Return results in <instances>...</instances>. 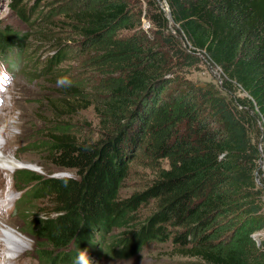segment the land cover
I'll return each mask as SVG.
<instances>
[{
  "label": "trees",
  "instance_id": "trees-1",
  "mask_svg": "<svg viewBox=\"0 0 264 264\" xmlns=\"http://www.w3.org/2000/svg\"><path fill=\"white\" fill-rule=\"evenodd\" d=\"M70 3L76 8L65 12L67 28L93 52L99 82L89 97L62 88L50 102L53 121L28 144L76 177L15 173L26 192L14 213L36 242L38 262L75 264L84 250L124 261L147 245L170 243L199 264H264V238L253 239L264 233V184L257 182L264 165V0ZM11 53L9 66L18 68L23 50L0 26V59L8 62ZM201 57L219 70L220 85L186 78ZM80 97L99 119L95 141L80 139L62 120ZM137 152L153 179L121 199ZM145 206L152 211L141 220Z\"/></svg>",
  "mask_w": 264,
  "mask_h": 264
},
{
  "label": "rangeland",
  "instance_id": "rangeland-1",
  "mask_svg": "<svg viewBox=\"0 0 264 264\" xmlns=\"http://www.w3.org/2000/svg\"><path fill=\"white\" fill-rule=\"evenodd\" d=\"M19 7H13V0H0V26L13 34L24 55L19 67L14 69L9 66V62L16 61L14 53L8 62L0 59V128L4 129L0 132V152L18 163L17 168L0 164V243L3 246H0V264H40L36 242L23 233V220L13 213V206L26 192L20 191L22 187L17 188L14 176L26 170L41 177H76L73 172L54 169L40 149L28 144L38 139L40 132L53 121L50 102L59 100L62 88L75 87L89 97L97 94L99 78L93 52L83 46L77 33L67 28L70 25L65 12L76 5L70 0H22ZM20 9L26 11L25 18L21 17ZM144 9L141 4V11ZM149 27L146 20H142V28L148 30ZM61 54L62 61L58 65L54 63L55 57ZM200 59L197 66L185 69L186 78L197 85L209 82L220 85L219 70L205 58ZM61 77H68L71 86H58L57 80ZM79 99L80 102L73 101L76 107L69 117L62 120L80 139L95 141L100 137L99 119L92 107L83 108L89 104V98ZM262 169L258 174L259 184H264ZM153 176V171L146 167L137 152L119 192L120 198L142 192L151 184ZM151 211V206L143 207L139 218L143 220ZM117 234L118 231H114L107 237ZM263 238L262 232L253 235L256 243ZM88 255L89 264H199L196 259L179 254L170 243L147 245L138 255L124 261L99 253Z\"/></svg>",
  "mask_w": 264,
  "mask_h": 264
},
{
  "label": "clouds",
  "instance_id": "clouds-1",
  "mask_svg": "<svg viewBox=\"0 0 264 264\" xmlns=\"http://www.w3.org/2000/svg\"><path fill=\"white\" fill-rule=\"evenodd\" d=\"M57 85L61 87L71 86V81L68 77H61L57 80ZM2 131H4V129L0 128V132ZM18 131L19 129H17V132ZM89 262H90V257L87 251L84 250V251H81L79 255L77 256L75 264H89Z\"/></svg>",
  "mask_w": 264,
  "mask_h": 264
},
{
  "label": "bare ground",
  "instance_id": "bare-ground-1",
  "mask_svg": "<svg viewBox=\"0 0 264 264\" xmlns=\"http://www.w3.org/2000/svg\"><path fill=\"white\" fill-rule=\"evenodd\" d=\"M3 150V149H2ZM7 164V165H9L10 167H12V168H17V166H18V163L15 161V160H13V159H10V158H8V157H5L4 156V153H2V151L0 152V164ZM18 168H22V167H18ZM1 210V209H0ZM13 213H14V211H13ZM0 246H2V244L0 243ZM3 247V246H2ZM14 263V262H13Z\"/></svg>",
  "mask_w": 264,
  "mask_h": 264
},
{
  "label": "built area",
  "instance_id": "built-area-1",
  "mask_svg": "<svg viewBox=\"0 0 264 264\" xmlns=\"http://www.w3.org/2000/svg\"><path fill=\"white\" fill-rule=\"evenodd\" d=\"M260 152H262L261 148H260ZM262 156L264 157V153H263ZM260 164H262L261 166H262V168L264 169V165H263V162H262V161H260Z\"/></svg>",
  "mask_w": 264,
  "mask_h": 264
},
{
  "label": "water",
  "instance_id": "water-1",
  "mask_svg": "<svg viewBox=\"0 0 264 264\" xmlns=\"http://www.w3.org/2000/svg\"><path fill=\"white\" fill-rule=\"evenodd\" d=\"M258 182V181H257Z\"/></svg>",
  "mask_w": 264,
  "mask_h": 264
}]
</instances>
